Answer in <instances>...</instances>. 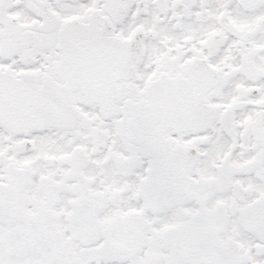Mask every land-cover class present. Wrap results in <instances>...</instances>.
<instances>
[{"label": "snow or ice", "instance_id": "snow-or-ice-1", "mask_svg": "<svg viewBox=\"0 0 264 264\" xmlns=\"http://www.w3.org/2000/svg\"><path fill=\"white\" fill-rule=\"evenodd\" d=\"M0 264H264V0H0Z\"/></svg>", "mask_w": 264, "mask_h": 264}]
</instances>
